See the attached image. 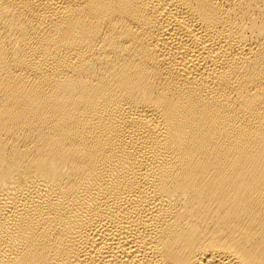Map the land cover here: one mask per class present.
Returning a JSON list of instances; mask_svg holds the SVG:
<instances>
[{
  "label": "bare ground",
  "instance_id": "obj_1",
  "mask_svg": "<svg viewBox=\"0 0 264 264\" xmlns=\"http://www.w3.org/2000/svg\"><path fill=\"white\" fill-rule=\"evenodd\" d=\"M0 264H264V0H0Z\"/></svg>",
  "mask_w": 264,
  "mask_h": 264
}]
</instances>
